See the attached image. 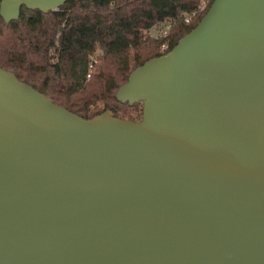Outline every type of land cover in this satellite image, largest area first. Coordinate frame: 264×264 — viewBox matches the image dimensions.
Listing matches in <instances>:
<instances>
[{"label": "water", "instance_id": "water-1", "mask_svg": "<svg viewBox=\"0 0 264 264\" xmlns=\"http://www.w3.org/2000/svg\"><path fill=\"white\" fill-rule=\"evenodd\" d=\"M114 98L140 119H83L0 67V264H264V0H212Z\"/></svg>", "mask_w": 264, "mask_h": 264}, {"label": "trees", "instance_id": "trees-1", "mask_svg": "<svg viewBox=\"0 0 264 264\" xmlns=\"http://www.w3.org/2000/svg\"><path fill=\"white\" fill-rule=\"evenodd\" d=\"M198 2L67 0L46 14L21 7L16 20L0 18V67L83 119L107 110L137 121L141 103L121 104L115 91L132 69L167 52L194 27L199 18L189 24L180 18ZM167 21L173 22L162 53L145 31Z\"/></svg>", "mask_w": 264, "mask_h": 264}, {"label": "built area", "instance_id": "built-area-1", "mask_svg": "<svg viewBox=\"0 0 264 264\" xmlns=\"http://www.w3.org/2000/svg\"><path fill=\"white\" fill-rule=\"evenodd\" d=\"M211 1L212 0H199L197 7L192 12L183 15L180 18L181 21L185 24H189L194 19L200 18L203 15V13L206 11ZM172 22L173 21H167L164 22L159 27L156 26L151 27L145 31L146 37L157 41L158 50L162 53L165 52L169 46L167 36ZM90 69H91V63L88 64V73ZM88 76L89 74L86 75V78H88Z\"/></svg>", "mask_w": 264, "mask_h": 264}]
</instances>
